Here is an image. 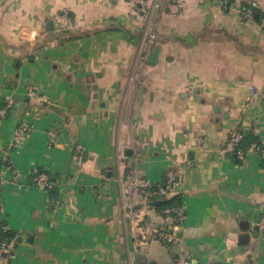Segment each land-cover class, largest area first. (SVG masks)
I'll return each mask as SVG.
<instances>
[{"label":"crops","instance_id":"0c3cea01","mask_svg":"<svg viewBox=\"0 0 264 264\" xmlns=\"http://www.w3.org/2000/svg\"><path fill=\"white\" fill-rule=\"evenodd\" d=\"M65 12L70 30L57 24ZM263 14L264 0H0V103H13L0 121V222L11 230L0 264H173L174 249L139 235L166 204L134 202L135 223L121 179L134 170L160 185L177 166L184 182L166 203L183 209L191 261L264 264V164L250 151H264ZM21 122L31 133L15 150ZM235 132L252 142L243 160L226 147Z\"/></svg>","mask_w":264,"mask_h":264},{"label":"built area","instance_id":"2783aa9c","mask_svg":"<svg viewBox=\"0 0 264 264\" xmlns=\"http://www.w3.org/2000/svg\"><path fill=\"white\" fill-rule=\"evenodd\" d=\"M159 7V5H155ZM139 12L144 13L146 7L138 9ZM246 19H252L251 11H246L244 13ZM58 26L63 30L71 29V20L67 13H62L57 19ZM260 27L264 29V14L262 15L260 21ZM157 38L155 33L149 35V41L154 42ZM28 96L32 99L42 102V97H39L32 88L28 89ZM258 93L255 89H250V97L248 100V105L253 104L257 99ZM13 103L11 101H5L0 106V121L7 118L8 114L12 110ZM31 129L30 125L25 122L18 124L13 138H12V149H18L30 136ZM48 143L53 146L56 143V134L53 132L48 133ZM245 141V135L242 132H235L231 134L226 142L227 150L230 154L235 156L239 160H243L244 155L241 151V145ZM250 151L258 152L262 163L264 164V151L262 148L253 143L250 146ZM78 155L77 160L80 163L84 159V152L82 149H77ZM32 181L35 187L41 191L44 195L49 196L50 192L54 189V184L51 183L48 174L42 170H35L33 172ZM20 173L14 172L12 175V183H18L20 180ZM184 182V169L182 166H177L168 170L165 176V180L160 185H153L146 179L140 178L136 171L131 170L127 172L121 179V193L127 199L129 203V216L135 223L141 222L136 210L133 208L135 206L134 202H137L144 206H149L154 202H166L168 199L174 197L177 191ZM1 184V183H0ZM184 220V212L180 207L166 206L161 211L157 212L152 219H143V227L139 230V235L142 239L146 236H151L156 238L158 243L164 245L165 247L175 250V259L173 264H196L190 259L189 253L181 244L177 234L182 226ZM260 227L264 228V218L258 224ZM11 235V230L9 226L0 222V253H8L9 243L8 239ZM142 240L137 237L133 243V255L130 256L131 260H134V255L138 252L140 242Z\"/></svg>","mask_w":264,"mask_h":264},{"label":"trees","instance_id":"16d2710c","mask_svg":"<svg viewBox=\"0 0 264 264\" xmlns=\"http://www.w3.org/2000/svg\"><path fill=\"white\" fill-rule=\"evenodd\" d=\"M252 15H253V14H252ZM260 18H262L261 15L258 16L257 21H260ZM2 104H3V102L0 103V106H1ZM252 141H253V140H252ZM245 142L247 143V144H246L247 146H249V145L252 143L251 141H250V142L244 141V143H245ZM49 178H50V177H49ZM50 181H51V178H50ZM51 183L54 184L52 181H51ZM53 190H54V189H53ZM54 191H55V190H54ZM54 191H51V192H50V196H51V195H52V196L54 195V193H55ZM171 203H172V201H169V202L165 203L166 205H165L164 207H166V206H171V205H170Z\"/></svg>","mask_w":264,"mask_h":264},{"label":"water","instance_id":"95a60500","mask_svg":"<svg viewBox=\"0 0 264 264\" xmlns=\"http://www.w3.org/2000/svg\"><path fill=\"white\" fill-rule=\"evenodd\" d=\"M257 15H255V17H256ZM166 202H154V203H151L149 206H152V207H157V206H162L163 204H165ZM250 227H249V225H245V229H249ZM257 228V230H258V227H256ZM244 239H246V240H248L247 238V236H245V237H243Z\"/></svg>","mask_w":264,"mask_h":264}]
</instances>
